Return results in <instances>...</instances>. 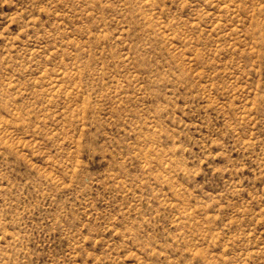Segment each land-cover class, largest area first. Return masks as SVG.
I'll return each mask as SVG.
<instances>
[{"label":"rangeland","instance_id":"1","mask_svg":"<svg viewBox=\"0 0 264 264\" xmlns=\"http://www.w3.org/2000/svg\"><path fill=\"white\" fill-rule=\"evenodd\" d=\"M0 264H264V0H0Z\"/></svg>","mask_w":264,"mask_h":264}]
</instances>
